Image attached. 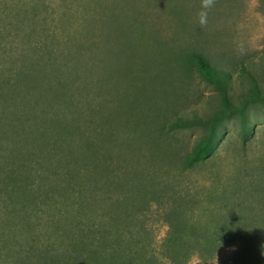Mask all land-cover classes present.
<instances>
[{
	"label": "rangeland",
	"instance_id": "rangeland-1",
	"mask_svg": "<svg viewBox=\"0 0 264 264\" xmlns=\"http://www.w3.org/2000/svg\"><path fill=\"white\" fill-rule=\"evenodd\" d=\"M0 2L26 11L0 26V75L23 76L11 108L22 118L0 134V170H18L8 206L20 224L12 218L5 227L0 217L15 256L25 258L35 241L70 252L79 232L91 241L121 230L125 242L139 238L137 250L146 244L150 264H264V104L248 107L247 135L235 118L224 121L212 158L191 171L183 164L205 130L169 127L178 115L192 119L221 104L194 53L232 79L245 65L264 93V0ZM229 93L237 105L244 98L239 83ZM166 176L175 179L166 184ZM215 186L233 194L236 222L248 231L212 257L184 246L186 255L173 258L167 214L179 187L202 201L193 208L200 210Z\"/></svg>",
	"mask_w": 264,
	"mask_h": 264
},
{
	"label": "trees",
	"instance_id": "trees-1",
	"mask_svg": "<svg viewBox=\"0 0 264 264\" xmlns=\"http://www.w3.org/2000/svg\"><path fill=\"white\" fill-rule=\"evenodd\" d=\"M16 8V4L7 5L3 3L2 5L0 2V26H13V23L16 24V22H12L14 18H17L19 14H26L25 8ZM4 36V31L0 29V40H4ZM5 53L6 50H0V56H4ZM18 54L20 56L25 55L22 50ZM190 60L203 79L218 91L221 104L208 108L202 115L194 113L192 119L185 116V114L182 116L178 115L169 123V127L171 128L197 126L205 130L186 158L183 164V171H191L203 164H208L215 150V142L219 139V135L224 129V121L235 118L241 133L247 135L248 107L256 104H264V93L261 91L260 84L245 65L240 66L239 75L235 79H232L228 71L211 65L201 54H192ZM30 69L29 67L27 68V70ZM20 75L22 74L17 73L13 69H9L2 76L0 75V109L10 107L6 114L10 116L12 114L8 123L3 125L0 123V134L4 138L8 136L7 132H13L17 119L22 118V114L16 117V112L14 110L11 111V108L14 106L13 104L16 102L15 99L18 97L15 96L21 90L20 78H23V76ZM236 83L242 86V96L244 97L238 105L234 103L229 93L232 90V85ZM1 119L0 115V121L2 122ZM17 171V168L14 167L0 170V217L1 221L5 223V227L11 226L12 218H15V226L20 224V221L14 216L13 206L11 209L8 206L12 204L11 200H14V183H16ZM131 175L133 176V174ZM174 179V176L171 180L166 176L165 183L171 184ZM151 183H153V180L150 181ZM21 184H23L22 189L24 190L26 182ZM163 184V180L161 183L160 181L155 183L158 186L157 194L162 193ZM215 189H218V187L215 186L213 190ZM180 191L184 194L180 193ZM178 192V199L175 200V205L170 209V213L167 214L170 219L168 223H170L171 229L168 245L169 249L173 251V258L186 255L185 252H182L184 246H190L195 250V254H199L204 258L212 257L213 253L222 246L231 243L242 233L248 231H243L244 227L242 223L236 222L238 218V214L235 212L237 207L236 203L229 202L230 197V200H233V194L225 198L223 193H217L215 190L207 198L206 206L200 210H195L193 208L197 206V203L198 205L200 202L202 203V201L194 200L188 194L186 188L181 189L179 187ZM90 197L92 200L93 190ZM84 198L87 199V196ZM179 199L180 201H178ZM188 207L192 208L187 210L186 208ZM117 230L120 229L117 228ZM203 230L206 232L205 235H199ZM256 231L261 232L259 230ZM117 232L119 234L114 235H109L107 232H100L98 239L94 238L91 241H89V238L83 239V235L81 236L79 232L77 237L71 236L69 239L70 252L64 250L63 252H59L50 248L47 244L46 246L40 247L36 244V241L31 242L25 249V258L24 255L23 258L15 256L14 251L16 250H14L13 246H16V243L13 242V245L10 240L11 237L10 239L8 237L4 238V235L1 233L0 242L2 244L0 251H3L0 259L6 264H150V262H153V258L148 256L145 260L143 255L145 254L144 247L146 244H143V246L139 247L141 249L137 250V245L140 243V241L139 243L137 242L139 240L137 236L131 235L129 242H125L121 230ZM85 236L87 237L86 234ZM13 241H15V238ZM88 244L95 245H93V248H88ZM77 246L80 247L79 250ZM29 255L32 257L31 261L29 259L27 260Z\"/></svg>",
	"mask_w": 264,
	"mask_h": 264
}]
</instances>
